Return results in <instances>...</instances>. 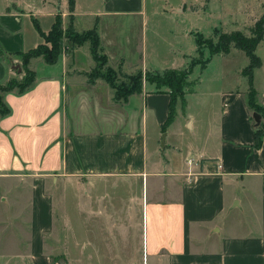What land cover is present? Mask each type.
Returning a JSON list of instances; mask_svg holds the SVG:
<instances>
[{"label": "crops", "instance_id": "obj_1", "mask_svg": "<svg viewBox=\"0 0 264 264\" xmlns=\"http://www.w3.org/2000/svg\"><path fill=\"white\" fill-rule=\"evenodd\" d=\"M22 3L2 0L0 6V45L5 51L0 84L19 73L11 64L19 59L17 52L43 42L33 23L37 18ZM144 10L139 2L111 0L102 15L129 13L143 20L148 17ZM66 12L67 5L52 8L50 23L60 13L65 28ZM29 19L34 31H28ZM95 21L102 52L124 66L119 32L110 38L99 27V15ZM50 26L40 28L47 32ZM74 26L77 31L91 27L79 29L76 16ZM140 58L141 67L132 65L149 70L144 53ZM94 65L89 43L71 45L63 39L56 63L47 64L41 56L30 60L35 80L24 92L2 93L10 112L0 116V264L26 259L50 264L46 236L65 211L67 193L71 232L77 231L83 215L86 229L91 218H99V228L111 233L133 227L146 260L264 264V85L258 89L254 82L261 61L252 72L255 102L263 110L257 120L246 104L247 87L226 88L216 93V110L207 116L205 130L200 127V136L177 143L169 129L174 115L165 127L163 147L159 133L167 114V90L144 82L140 92L117 101L114 88L102 78L88 80L86 73ZM90 113L98 118L78 116ZM184 114L192 129L195 118ZM91 120V126L84 125ZM256 121L263 130L257 148ZM110 182L123 184L122 193L131 195L127 206L119 205L118 217L107 194Z\"/></svg>", "mask_w": 264, "mask_h": 264}, {"label": "rangeland", "instance_id": "obj_2", "mask_svg": "<svg viewBox=\"0 0 264 264\" xmlns=\"http://www.w3.org/2000/svg\"><path fill=\"white\" fill-rule=\"evenodd\" d=\"M21 1L28 4L42 29L51 24V17L48 12L52 8L57 11V7L60 6V10H63L67 5L64 26L68 24L69 16H74L73 12L75 11L79 29L90 25L92 27L96 16L99 15V27L107 32L110 38L116 37L117 30L118 36H120V47L126 58L124 66L120 59L109 60L100 46V60L95 64L98 72L111 77L114 84H119L118 78L121 79L118 74L119 68L129 73L141 70L155 79L162 75V68L182 69L187 66L190 58L200 59V41L204 42L205 39L210 38L211 41L215 42L219 34L234 30L247 34L248 27L264 12V0H128L144 4V11L148 17L142 20L140 15L129 13L116 17L102 15L106 2L111 0H75L76 6L74 3L75 10L73 9V11L70 10L69 0ZM24 4L22 3V6H25ZM0 6H2V0H0ZM126 9H128L127 6ZM31 21L29 19L28 31L35 29ZM195 36L198 37L199 41L198 52L195 51ZM63 39L68 40L71 45L76 44L64 36L60 40V45ZM49 47L50 44H48ZM232 50V53L227 56L220 53L214 54L202 69L199 65L192 67L182 88L185 100L184 107L178 102V97L174 107L175 120L169 128L175 133L177 143H188L194 137L200 136L201 126L203 131L205 130L207 116L210 115L209 113L212 115L216 110L217 94L220 90L230 87L239 90L246 89V80L240 74V69L246 65L247 57L241 50L235 48ZM141 53H144L149 70L143 71L132 65V63H137V66L141 67L139 66L141 65ZM255 53L261 61V68L255 71L254 82L255 87L260 89L264 85V32L262 39L255 48ZM207 55L208 50L203 48L202 56L206 57ZM21 58L19 56L17 61L11 62L14 66L13 69L19 72L13 77L17 81L23 78L26 69ZM34 65L37 66L35 62ZM26 67L31 69L29 64ZM103 80L107 83L105 79ZM154 88L156 89V87ZM159 89L168 90L165 85ZM185 111H188L195 118L192 129L185 124ZM94 114L78 116L80 119L98 118ZM85 122L84 125L91 126L90 124L95 121ZM97 124L101 125L102 123L98 122ZM109 127L112 126L109 124ZM149 130L153 133L154 127L151 126ZM124 188L121 183L113 185L110 182L107 185V194L111 197V204L117 217L119 205L122 206L125 202L127 206L131 196L128 192L122 193ZM69 200L67 193L63 200L65 211L62 210V215L56 216L53 232L46 236V254L50 264H165L163 257L146 260L144 251L141 250L142 245L140 249L139 236L133 227L128 228L125 233H111L107 232L106 228L104 230L99 228V223H97L99 218L97 220L91 218L88 219L90 226L86 229V219L83 215L82 218L77 219V231L71 232ZM140 242L142 243L141 239ZM14 264L32 263L26 259L24 262L19 261Z\"/></svg>", "mask_w": 264, "mask_h": 264}, {"label": "trees", "instance_id": "obj_3", "mask_svg": "<svg viewBox=\"0 0 264 264\" xmlns=\"http://www.w3.org/2000/svg\"><path fill=\"white\" fill-rule=\"evenodd\" d=\"M74 3L75 0H69L70 10L72 11L74 9ZM33 23L43 38V42L39 43L35 47L27 49L26 51L17 52V54L22 57L21 61L26 69L24 71V76L20 81L12 78L5 85H0V116H4L10 112L9 106L3 100L2 93L13 89H17L19 93H22L34 82L35 72L32 69H27L26 67L31 58L41 56L47 64L56 63L61 50L60 40L64 36L76 44L89 42V49L95 64L100 60V37L97 31L96 21L91 28L81 31L76 30L73 15L69 16L67 26L63 28L62 16L60 13H57L47 32H44L40 28L37 19H34ZM247 32V34H243L238 30L225 33L223 32L219 34V37L215 42L211 41L210 38L205 39L204 42L200 41V59L190 58L187 66L182 69L166 68L163 70L162 75L157 79L149 77L141 70H137L133 73H127L119 68L118 74L121 79L118 78L119 84H114L112 78L98 72L95 65L89 72L86 73V75L90 82L95 81L99 77L105 79L107 83L114 88V99L117 101H126L129 95L140 92L144 82L155 84V87L158 90H160L159 88L161 86L165 85L168 88L167 92L169 100L165 120L160 126L161 132H163L165 127L171 123L174 118L176 99L179 97V101L183 104L184 91L182 88L184 81L191 72L192 67L199 65L202 69L214 54H227L231 48H235L241 50L248 59V63L240 71L241 75H243L247 81L246 104L251 111L262 114V108L255 102V92L252 87V72L255 68L260 66V59L255 53V48L261 40L264 32V12L250 27H248ZM201 38L202 37L200 36V39ZM194 42L196 45L195 51L198 52L199 50L197 45H199V41L197 36L194 37ZM48 44H50L49 48ZM203 48L208 50V55L206 57L202 56ZM0 57L5 59V51L1 45ZM255 123L256 124L253 127V147L257 148L260 145L263 130L259 121H256Z\"/></svg>", "mask_w": 264, "mask_h": 264}, {"label": "water", "instance_id": "obj_4", "mask_svg": "<svg viewBox=\"0 0 264 264\" xmlns=\"http://www.w3.org/2000/svg\"><path fill=\"white\" fill-rule=\"evenodd\" d=\"M252 117H253L254 120H257L259 115L257 113H255V112H253L252 113ZM164 135H165L164 132H162L161 135H160V141H159L160 147H163Z\"/></svg>", "mask_w": 264, "mask_h": 264}, {"label": "built area", "instance_id": "obj_5", "mask_svg": "<svg viewBox=\"0 0 264 264\" xmlns=\"http://www.w3.org/2000/svg\"><path fill=\"white\" fill-rule=\"evenodd\" d=\"M187 162L189 163V162H191V160L189 159Z\"/></svg>", "mask_w": 264, "mask_h": 264}]
</instances>
